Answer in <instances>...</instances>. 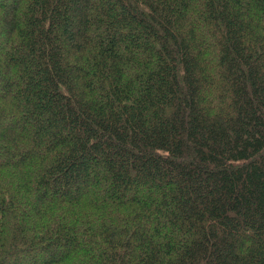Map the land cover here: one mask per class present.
I'll list each match as a JSON object with an SVG mask.
<instances>
[{
  "label": "trees",
  "instance_id": "1",
  "mask_svg": "<svg viewBox=\"0 0 264 264\" xmlns=\"http://www.w3.org/2000/svg\"><path fill=\"white\" fill-rule=\"evenodd\" d=\"M0 264H264V0H0Z\"/></svg>",
  "mask_w": 264,
  "mask_h": 264
}]
</instances>
